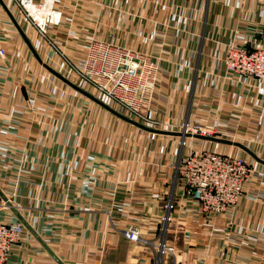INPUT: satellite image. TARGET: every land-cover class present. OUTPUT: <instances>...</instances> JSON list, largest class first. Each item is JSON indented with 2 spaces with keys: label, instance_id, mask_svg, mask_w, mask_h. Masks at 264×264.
Wrapping results in <instances>:
<instances>
[{
  "label": "crops",
  "instance_id": "0c3cea01",
  "mask_svg": "<svg viewBox=\"0 0 264 264\" xmlns=\"http://www.w3.org/2000/svg\"><path fill=\"white\" fill-rule=\"evenodd\" d=\"M51 1L44 38L0 0V222L23 225L5 264H264V80L225 68L229 45L264 48V0ZM93 41L157 60V125L78 78ZM190 151L250 163L232 210L206 216L173 182ZM131 226L146 244L123 236Z\"/></svg>",
  "mask_w": 264,
  "mask_h": 264
},
{
  "label": "built area",
  "instance_id": "2783aa9c",
  "mask_svg": "<svg viewBox=\"0 0 264 264\" xmlns=\"http://www.w3.org/2000/svg\"><path fill=\"white\" fill-rule=\"evenodd\" d=\"M18 8L39 35L46 37L48 24L58 21L51 0L36 4L34 0H14ZM31 10V13H30ZM0 57L4 52L0 49ZM225 68L231 75L264 80V48H246L229 45L225 56ZM81 81L91 85L102 96L112 99L127 111L133 121L142 126L157 125L148 119L146 111L156 82L158 63L149 55L137 50L115 46L107 42L93 41L85 59L74 66ZM135 93L139 99L134 98ZM181 133L190 137L211 136L200 127L182 126ZM214 136V135H213ZM212 137V136H211ZM184 140L181 146H184ZM252 174L249 162L242 158L211 151H192L179 159L175 166L174 183H181L183 195L194 202L206 216L223 214L232 210L243 195V187ZM3 207L8 204L6 200ZM163 222L170 221L173 204L165 206ZM220 231V230H214ZM23 225L18 221L0 222V264H5L11 249L19 243ZM123 236L130 242L146 244L136 226L128 227ZM159 262L169 254L163 241L155 246Z\"/></svg>",
  "mask_w": 264,
  "mask_h": 264
},
{
  "label": "water",
  "instance_id": "95a60500",
  "mask_svg": "<svg viewBox=\"0 0 264 264\" xmlns=\"http://www.w3.org/2000/svg\"><path fill=\"white\" fill-rule=\"evenodd\" d=\"M135 125H137V126H139V127H142L141 125H139V124H137V123H135V122H133ZM143 128V127H142ZM181 135H183V134H181ZM185 136V135H184ZM193 137H199V136H193ZM201 137H203V136H200V138ZM204 139H207V140H214V141H217V142H223V141H221V140H215V139H213V138H207V137H204ZM225 143V142H224Z\"/></svg>",
  "mask_w": 264,
  "mask_h": 264
},
{
  "label": "rangeland",
  "instance_id": "374dc122",
  "mask_svg": "<svg viewBox=\"0 0 264 264\" xmlns=\"http://www.w3.org/2000/svg\"><path fill=\"white\" fill-rule=\"evenodd\" d=\"M134 98H135L136 100H138V99H139V95H137V94L135 93ZM111 100H112V99H111ZM112 101H113V100H112ZM113 102H115V101H113ZM115 103H116V102H115ZM7 200L9 201L8 197H7ZM5 203H6V201L3 202V204H5Z\"/></svg>",
  "mask_w": 264,
  "mask_h": 264
},
{
  "label": "bare ground",
  "instance_id": "6f19581e",
  "mask_svg": "<svg viewBox=\"0 0 264 264\" xmlns=\"http://www.w3.org/2000/svg\"><path fill=\"white\" fill-rule=\"evenodd\" d=\"M30 13H31V10H30Z\"/></svg>",
  "mask_w": 264,
  "mask_h": 264
}]
</instances>
